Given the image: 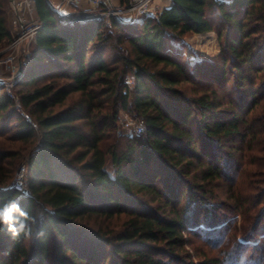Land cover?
<instances>
[{
  "label": "trees",
  "instance_id": "obj_1",
  "mask_svg": "<svg viewBox=\"0 0 264 264\" xmlns=\"http://www.w3.org/2000/svg\"><path fill=\"white\" fill-rule=\"evenodd\" d=\"M169 1L134 22H65L33 0L27 68L13 96L0 88V139L19 143L0 161L23 159L26 186L0 177V201L23 197L35 223L0 226V264H264V0ZM210 31L212 59L183 41ZM120 111L141 131L123 133Z\"/></svg>",
  "mask_w": 264,
  "mask_h": 264
},
{
  "label": "built area",
  "instance_id": "obj_2",
  "mask_svg": "<svg viewBox=\"0 0 264 264\" xmlns=\"http://www.w3.org/2000/svg\"><path fill=\"white\" fill-rule=\"evenodd\" d=\"M116 0H63L59 5L54 7L61 20L65 22L73 20H85L91 18L104 17L108 20L110 17H117L125 22H134L143 16H158L161 13L162 6L161 0H129L126 5H119L115 3ZM12 5V18L11 25L13 28V36L7 46L10 50L8 56L3 60L7 64L9 70L16 76L20 71V60L18 49L20 45L25 44L23 53L28 56L27 49L30 41L34 40L38 30L40 29V22L35 17V8L33 0H10ZM128 83H132V78ZM6 91L9 95L13 96L10 92V87L13 81L9 80L4 83ZM17 101V98L15 97ZM126 129H134L141 131L142 123L128 120L124 123ZM24 166L20 167L17 175L10 185L16 191H23L25 188L24 183Z\"/></svg>",
  "mask_w": 264,
  "mask_h": 264
},
{
  "label": "rangeland",
  "instance_id": "obj_3",
  "mask_svg": "<svg viewBox=\"0 0 264 264\" xmlns=\"http://www.w3.org/2000/svg\"><path fill=\"white\" fill-rule=\"evenodd\" d=\"M49 1L53 4L54 7H56V0H49ZM58 1L61 3L63 0H58ZM162 1H164V0H161V2ZM115 3H118V0H116ZM119 5H121V4H119ZM7 9H8V22L10 25V29H12L13 26L11 25V21H10L12 18V14H13L11 2H9L7 4ZM34 16L36 17V13ZM12 36H13V31H12ZM183 41L192 50V52L196 56H201V57H205L208 59H212L220 51V42H219L218 35L215 31L206 32L204 34H199V33L188 34L183 38ZM31 42L32 41H30V43L27 46V49L29 51L28 56H26V54L23 53V48L25 50V48H26L25 44L26 43L21 44L20 48L18 49V52L20 53L19 60H20L21 65H20V71L16 76L9 70L7 64L3 63V60L10 53V50L6 49L10 42L8 44H6L5 46L0 48V88L3 89V92L6 91V87L4 86L5 85L4 83L11 80V81H13V84L10 87V92L14 93L15 85H16L17 81L23 76L24 71L26 70L27 65H28V60H29L28 58L30 56ZM130 80H131V77H129V81ZM128 120H133L134 122H141L138 118L131 116L129 113L124 112V111H120L119 112V127L123 133H125V132L130 133L134 130V129H126V127L124 126V123ZM18 146H19L18 142H11L10 143L7 140H5V138L0 139V147H3V148L12 147V148H14V147H18ZM8 162H9V160H1L0 161V177L1 178L7 177L10 174V178L7 180V184H8V186H10L13 182V179L17 175L18 170L20 169V167L23 166V164H22L23 159H20V160L17 159L16 161L14 160V161H12L13 163L12 162L8 163ZM252 168H254V166H252ZM107 169L108 170L111 169V165H110L109 160L107 162ZM10 171H12V172L10 173ZM23 172H24V178H25V167H24ZM24 183H25V179H24ZM261 185H262V183H260L259 186H261ZM121 221H122V218L116 217L110 221H107L106 223L109 226L115 227L117 229L120 226ZM187 238L190 239V237H188V235H187ZM190 240L193 242V245L192 244L188 245L189 251H191L193 253H199V251H201V249L203 248V249H205L207 255L208 254H210V255H216L217 254L213 249H210L208 247H204V246L200 245L199 243H197L199 241L198 237H195V236L192 237L191 236ZM197 247H201V248H197ZM196 258H195V261H197Z\"/></svg>",
  "mask_w": 264,
  "mask_h": 264
},
{
  "label": "clouds",
  "instance_id": "obj_4",
  "mask_svg": "<svg viewBox=\"0 0 264 264\" xmlns=\"http://www.w3.org/2000/svg\"><path fill=\"white\" fill-rule=\"evenodd\" d=\"M224 3H230L231 0H222ZM24 197H27L24 195ZM21 196L15 199H7L0 201V226L12 238H17L22 234L31 236L33 230L34 218L27 210L21 207Z\"/></svg>",
  "mask_w": 264,
  "mask_h": 264
},
{
  "label": "crops",
  "instance_id": "obj_5",
  "mask_svg": "<svg viewBox=\"0 0 264 264\" xmlns=\"http://www.w3.org/2000/svg\"><path fill=\"white\" fill-rule=\"evenodd\" d=\"M169 3H170L169 0H164V1L160 2L162 7L169 5ZM59 4H60V2L58 0H56V6ZM199 34H204V33H199Z\"/></svg>",
  "mask_w": 264,
  "mask_h": 264
}]
</instances>
